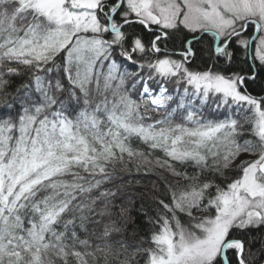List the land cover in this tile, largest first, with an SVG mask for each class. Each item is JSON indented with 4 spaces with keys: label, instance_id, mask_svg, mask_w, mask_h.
Instances as JSON below:
<instances>
[{
    "label": "snow or ice",
    "instance_id": "6c2138e0",
    "mask_svg": "<svg viewBox=\"0 0 264 264\" xmlns=\"http://www.w3.org/2000/svg\"><path fill=\"white\" fill-rule=\"evenodd\" d=\"M0 264H264V0H0Z\"/></svg>",
    "mask_w": 264,
    "mask_h": 264
}]
</instances>
